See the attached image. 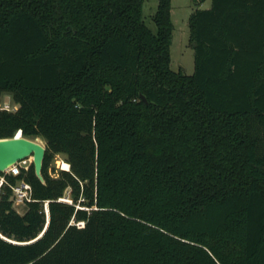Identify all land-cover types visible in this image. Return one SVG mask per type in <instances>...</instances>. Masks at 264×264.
Returning a JSON list of instances; mask_svg holds the SVG:
<instances>
[{
    "label": "trees",
    "instance_id": "16d2710c",
    "mask_svg": "<svg viewBox=\"0 0 264 264\" xmlns=\"http://www.w3.org/2000/svg\"><path fill=\"white\" fill-rule=\"evenodd\" d=\"M143 3L0 0V138L45 140L43 180L0 172V264H264V0L191 12V74Z\"/></svg>",
    "mask_w": 264,
    "mask_h": 264
},
{
    "label": "rangeland",
    "instance_id": "374dc122",
    "mask_svg": "<svg viewBox=\"0 0 264 264\" xmlns=\"http://www.w3.org/2000/svg\"><path fill=\"white\" fill-rule=\"evenodd\" d=\"M211 5V0H204L196 5L193 0H171V18L174 24L173 37L170 46V66L173 70H181L186 74H191L194 70V52L189 43V26L188 18L196 8H208ZM157 6V0H144L143 3V18L146 24L155 29V24L152 20ZM1 105L6 106L9 110L15 109L16 104L8 94L1 95ZM31 138L38 137L39 140L45 143L41 136H30ZM32 156L22 159L20 163L26 167L31 162ZM67 162L65 154L55 153L49 166V172L53 176H57L60 169L64 168L63 163ZM68 163V162H67ZM69 164V163H68ZM67 196V195H65ZM65 200H68L65 197ZM46 206V203L44 204ZM13 207L20 213L26 209V202H16L13 200ZM45 208V207H44Z\"/></svg>",
    "mask_w": 264,
    "mask_h": 264
},
{
    "label": "water",
    "instance_id": "95a60500",
    "mask_svg": "<svg viewBox=\"0 0 264 264\" xmlns=\"http://www.w3.org/2000/svg\"><path fill=\"white\" fill-rule=\"evenodd\" d=\"M145 99V97L142 95ZM45 155V143L38 137L23 136L18 130L12 137L0 138V172H4L10 165L32 156V163L36 176L43 180L41 173L43 158Z\"/></svg>",
    "mask_w": 264,
    "mask_h": 264
},
{
    "label": "built area",
    "instance_id": "2783aa9c",
    "mask_svg": "<svg viewBox=\"0 0 264 264\" xmlns=\"http://www.w3.org/2000/svg\"><path fill=\"white\" fill-rule=\"evenodd\" d=\"M1 108H5L9 110V108L6 106L2 107L1 105ZM15 109H12V111ZM20 161L10 165L8 168L5 169L4 172L13 175H18L21 171V167H26L25 165H22ZM11 188H12V198L16 202L24 203L31 199V185L26 180L21 179L17 181L14 185L11 186ZM45 211L47 212V206H45Z\"/></svg>",
    "mask_w": 264,
    "mask_h": 264
},
{
    "label": "bare ground",
    "instance_id": "6f19581e",
    "mask_svg": "<svg viewBox=\"0 0 264 264\" xmlns=\"http://www.w3.org/2000/svg\"><path fill=\"white\" fill-rule=\"evenodd\" d=\"M63 165H64V168L65 169H68L69 168V164L67 162H64Z\"/></svg>",
    "mask_w": 264,
    "mask_h": 264
}]
</instances>
